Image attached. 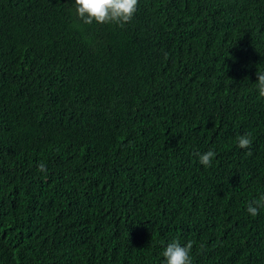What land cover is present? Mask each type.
Returning a JSON list of instances; mask_svg holds the SVG:
<instances>
[{
    "label": "trees",
    "instance_id": "16d2710c",
    "mask_svg": "<svg viewBox=\"0 0 264 264\" xmlns=\"http://www.w3.org/2000/svg\"><path fill=\"white\" fill-rule=\"evenodd\" d=\"M257 70L264 0H138L123 27L0 0V264H164L173 240L264 264Z\"/></svg>",
    "mask_w": 264,
    "mask_h": 264
},
{
    "label": "clouds",
    "instance_id": "9594fccd",
    "mask_svg": "<svg viewBox=\"0 0 264 264\" xmlns=\"http://www.w3.org/2000/svg\"><path fill=\"white\" fill-rule=\"evenodd\" d=\"M77 17L87 25L95 21L98 24H114L123 27L129 23L138 6V0H74ZM256 88L259 96L264 97V71L256 72ZM239 148L248 149L246 155H252V140L249 134H242L237 138ZM199 162L204 167H210L212 160L216 156L214 150L209 149L204 153H196ZM38 171L47 172L46 164L41 162L37 166ZM260 209H264V194L257 199L248 201L246 210L255 217L259 214ZM193 248V242L188 241L181 245L179 240H173L165 247L162 255L164 264H193L190 255Z\"/></svg>",
    "mask_w": 264,
    "mask_h": 264
}]
</instances>
